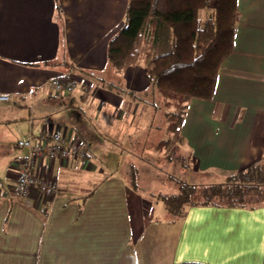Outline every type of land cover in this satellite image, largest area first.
<instances>
[{"label": "crops", "instance_id": "obj_1", "mask_svg": "<svg viewBox=\"0 0 264 264\" xmlns=\"http://www.w3.org/2000/svg\"><path fill=\"white\" fill-rule=\"evenodd\" d=\"M126 7L127 0H0V95L9 97L0 113H11L0 123L28 127L24 142L0 134V264H264V205L190 206L171 221L120 172L123 156L148 150L154 129L149 105L110 84L148 86L138 64L116 72L106 58ZM237 9L213 95L192 97L178 130L195 173L219 180L264 156V0H237ZM62 45L70 64L49 63ZM62 75L76 81L71 93L49 87ZM43 127L85 151L83 159L37 160L34 172L58 187L47 216L37 190L28 198L12 191L18 159Z\"/></svg>", "mask_w": 264, "mask_h": 264}, {"label": "trees", "instance_id": "obj_2", "mask_svg": "<svg viewBox=\"0 0 264 264\" xmlns=\"http://www.w3.org/2000/svg\"><path fill=\"white\" fill-rule=\"evenodd\" d=\"M238 17L237 0H127L123 24L108 40L106 58L121 72L145 57L148 87L139 93L125 92L149 105L151 127L157 115L165 122L173 117L172 135L157 142L166 148V159L181 157L184 138L178 130L188 101L212 97L220 64L233 49ZM167 98L178 104L176 109L165 108ZM124 165L127 172H120L128 186L140 190L139 166ZM173 182L172 192L157 195L171 221L183 217L190 206L253 209L264 205V156L218 181L175 178Z\"/></svg>", "mask_w": 264, "mask_h": 264}, {"label": "rangeland", "instance_id": "obj_3", "mask_svg": "<svg viewBox=\"0 0 264 264\" xmlns=\"http://www.w3.org/2000/svg\"><path fill=\"white\" fill-rule=\"evenodd\" d=\"M63 49L64 45H62V48L60 49L59 55L55 59H52L51 62L55 65V63L61 62L63 65H66L64 61L70 64L68 59H65L63 57ZM62 65V64H60ZM141 68L144 69L146 63H145V57L142 58L140 63L138 64ZM116 85H119L123 87V92H125V89H127L125 85V80L116 81L114 82ZM148 87V86H147ZM119 92V91H118ZM138 92V91H134ZM142 92V91H139ZM138 92V93H139ZM167 104L165 105L166 109L174 110L177 108L178 104H174L175 101L167 98L166 99ZM179 103V101L177 102ZM11 114L10 112H6L4 115L1 116L0 113V119H5L8 117V115ZM159 115L155 117L154 120V129L153 131L147 132L148 137L145 140V144L148 145V150L144 148V150H131L132 154H127L122 157L120 160L119 170H124V164L128 163H134L135 165L139 166L140 172H138L137 175V185L138 188L143 193V196L149 200L154 201L156 206H159L161 208H164V203L161 201L160 198H158V194L162 193H170L173 191V188L175 186V183L173 182V179L180 178V179H186L188 181L192 182H212V181H218L219 179L213 176L212 174H205L200 175L198 173H195V165H193L192 157L190 156V152L184 147V149L181 151V157L177 160L175 159H166L163 155H165L166 151L164 149V145L157 146L156 141L160 138H167L172 135L171 131V122L173 120V117H170L166 122L163 121V119L158 118ZM11 122V123H9ZM0 126V134L8 136V135H14L15 140L17 141H23L24 137L26 136L28 132V127L23 125H15L12 121H2ZM33 130L35 132V126H33ZM33 132V133H34ZM155 147L158 149L156 154V149L153 148L150 150V148ZM24 146L17 148V153H22L24 151ZM107 152V151H106ZM156 154V155H155ZM115 155L112 154L110 157H113L112 160L114 163H116ZM107 157V156H106ZM109 160V159H108ZM141 164V165H140ZM127 166V165H126ZM110 167V166H109ZM112 169V167H110ZM128 168V172H129ZM125 171V170H124ZM127 172V171H125ZM156 200V201H155ZM158 207V208H159ZM165 216L166 211H165Z\"/></svg>", "mask_w": 264, "mask_h": 264}, {"label": "built area", "instance_id": "obj_4", "mask_svg": "<svg viewBox=\"0 0 264 264\" xmlns=\"http://www.w3.org/2000/svg\"><path fill=\"white\" fill-rule=\"evenodd\" d=\"M48 83L51 90L62 94L71 93L76 87V81L65 75L52 77ZM8 98L6 94L0 95L1 100ZM43 157L50 159L54 157L83 159L85 158V151L80 147L78 141L50 127H43L39 130L35 139L29 142L25 155L18 159L19 168L12 191L20 198H28L32 190H37L41 197L43 196L45 199L39 211L47 216L49 207L58 192V187L54 180L41 177L34 172L37 160Z\"/></svg>", "mask_w": 264, "mask_h": 264}]
</instances>
